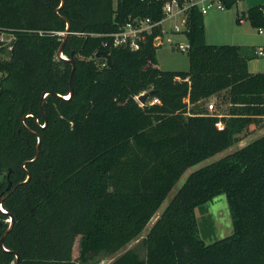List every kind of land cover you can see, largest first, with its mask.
<instances>
[{
  "label": "trees",
  "instance_id": "1",
  "mask_svg": "<svg viewBox=\"0 0 264 264\" xmlns=\"http://www.w3.org/2000/svg\"><path fill=\"white\" fill-rule=\"evenodd\" d=\"M219 1L226 9L238 3ZM61 3L0 0V30L16 36L9 60H0V197L14 219L7 251L0 245V264H18L15 253L20 264H97L115 257L142 236L189 168L264 125V73L248 69L258 48L209 45L197 6L188 13L186 72L158 67L153 41L161 27L135 52L104 49L107 37L69 34L63 54L76 62L69 97L73 66L58 59L63 37L52 33L66 32L68 23L70 33L100 35L134 19L158 23L163 3ZM238 17V24L246 18L264 30V5ZM103 52L110 64L96 57ZM151 91L149 101L161 104L141 107L136 96ZM222 93L228 114L203 110ZM221 195L233 233L207 245L196 210ZM5 219L0 213V241L9 228ZM141 247L145 258L132 249L110 264H264V136L192 173Z\"/></svg>",
  "mask_w": 264,
  "mask_h": 264
},
{
  "label": "rangeland",
  "instance_id": "2",
  "mask_svg": "<svg viewBox=\"0 0 264 264\" xmlns=\"http://www.w3.org/2000/svg\"><path fill=\"white\" fill-rule=\"evenodd\" d=\"M206 3V2H205ZM204 3V4H205ZM260 5H264V0H238V3L231 9H224L226 11H234L237 10L239 13L242 14V11L247 12L249 9L253 7H257ZM216 10V9H213ZM212 10V11H213ZM240 14V15H241ZM239 15V16H240ZM239 17L237 16L235 19V24L238 25L237 19ZM243 20H246L243 19ZM175 23H180V20H177L176 22H169L166 21L163 24V27L166 30H169L170 27H172ZM250 26L251 31L253 32V36L256 40L264 39V34H260L257 29ZM178 37H172L173 44L172 45H166L162 48H159L157 50V60H158V67L165 72H186L189 70V56L188 52L182 53L178 50L177 45L179 43H186V37L183 34L177 35ZM264 48V47H263ZM259 49V48H258ZM5 55V52L3 53ZM1 54L0 57L3 56ZM258 61H255L254 64L257 66H263L264 67V58L257 59ZM258 62V63H257ZM224 93L220 94L219 97L211 98L206 103L202 105L203 110L211 103L215 104V111L214 114H220V115H226L228 114L229 105L224 101L225 98ZM204 106V107H203ZM206 110V109H205ZM264 136V125L262 127H251L250 130L243 134L240 137V143L236 144L234 147L229 148L209 159H206L202 161L201 163L189 168L184 175L181 177V179L176 183L175 187L169 194V196L164 201L163 205L161 206L160 210L156 214V217L154 218V221L164 212V210L167 208V206L170 204V202L173 200L177 192L181 189V187L185 184L188 177L200 170L203 169L221 159L224 157L236 152L240 148L250 144L254 140L263 137ZM196 216L198 220V226H199V233L201 239L207 244H213L219 240H222L233 233V222L232 217L229 210L228 200L226 195H221L219 197H216L213 201L209 202L208 204L198 208L196 210ZM153 220L150 222V224L146 227L144 234H147L152 225ZM78 250H79V239L76 241L75 247H74V256L78 257ZM108 261L106 257L101 258V260L97 264H102V262Z\"/></svg>",
  "mask_w": 264,
  "mask_h": 264
},
{
  "label": "built area",
  "instance_id": "3",
  "mask_svg": "<svg viewBox=\"0 0 264 264\" xmlns=\"http://www.w3.org/2000/svg\"><path fill=\"white\" fill-rule=\"evenodd\" d=\"M163 3L162 11H163V19L158 23H153L151 19H134L128 21L124 26H122L118 32L112 34H88L84 32L78 33H70L80 37H107L109 38L108 41L103 43L104 49H116V48H127L133 52L138 51L140 49L141 43L144 42L147 36H151L154 34V31L161 27V34L155 37L153 41L154 47L157 49L162 48L164 46L172 45L173 42V35H185L187 30V20H188V13L193 6L199 7L202 14L205 16L208 12L213 9L217 10H224V6L219 0H206L205 2H197L195 0H160ZM205 3V4H204ZM180 20V23H175L169 30H166L163 27V24L166 21L169 22H176ZM242 21V20H241ZM260 34H264V30H258ZM40 35H44L43 32H39ZM56 34L59 37H64L66 32L60 33H52ZM16 41V36L10 32L0 30V56L5 52V55L0 57V60H9V52H11L14 48V43ZM177 48L182 53L189 52L191 46L188 41L186 43H179ZM257 57L264 58V48H259L257 50ZM61 60L68 61L69 58L64 54L61 55ZM105 64H102L101 67H105ZM185 81H188L186 79ZM146 94L143 92L136 96V100L141 107H145L147 105H160L161 101L158 98H154L152 101H147L143 104L140 101L141 96ZM207 112L210 114H214L216 109L215 104L211 103L207 107ZM219 130L224 129V125L222 122H219L217 125ZM2 211L5 214L8 212L2 206ZM7 219H5V223H11V218L6 215ZM104 264V262H102Z\"/></svg>",
  "mask_w": 264,
  "mask_h": 264
},
{
  "label": "crops",
  "instance_id": "4",
  "mask_svg": "<svg viewBox=\"0 0 264 264\" xmlns=\"http://www.w3.org/2000/svg\"><path fill=\"white\" fill-rule=\"evenodd\" d=\"M197 2H205L206 0H195ZM245 13L242 11V14ZM241 13L237 10L226 11V10H211L204 16L205 30H206V42L209 45H236V46H251L256 48L264 47V39L259 41L253 36V32L250 29V23L247 20H242L238 25L235 24V19ZM173 37H178L173 35ZM187 41V39H186ZM255 61H250L248 64V69L250 73L258 74L264 73L263 66H257ZM258 63V62H257ZM157 220V219H156ZM155 220V221H156ZM154 219L153 222L155 223ZM153 223V224H154ZM148 234V233H147ZM147 234H142V236L128 245L115 257L106 258L108 261H104V264H110L114 259L123 255L129 250H136L142 258H145V250L141 247V241L147 236Z\"/></svg>",
  "mask_w": 264,
  "mask_h": 264
},
{
  "label": "water",
  "instance_id": "5",
  "mask_svg": "<svg viewBox=\"0 0 264 264\" xmlns=\"http://www.w3.org/2000/svg\"><path fill=\"white\" fill-rule=\"evenodd\" d=\"M64 3H65V0H62L61 7L64 5ZM69 34H70V24L68 23V24H67L66 34H65V36L63 37L62 44H61V46H60V48H59V50H58V59H61V55L63 54L64 46H65V43H66V41H67V39H68ZM96 57H97V58H101V57H102V58H105V59L108 61V64L111 63V58H110L108 52H103V53H101V54H98ZM68 61H70L71 64H72V66H73L72 73H71V76H70L71 93H70V96H69V97H72V96H73V92H74L73 80H72V79H73V74H74L75 69H76V62H75V59H74V55H72L71 59H69ZM47 95H48V94H44L43 99H42V101H41V110H42V111H43V103H44V99L47 97ZM152 95H153V92H152V91H151V92H148V93L144 94L143 96H141L140 101H141L143 104H145V103L150 99V97H151ZM57 97L62 98V99H66V100L69 99V97H68V98H67V97H62V96H60V95H57ZM39 143H41V138H40V137H39ZM38 156H39V150L37 151V156H36L35 159H37ZM25 166H26V165H24V167H25ZM10 174H11V172L8 174V178H10ZM29 178H30V176H28L27 180H29ZM11 187H12V183L10 182V183H9V186H8V188H7V191H10ZM12 191H13V190H12ZM10 193H11V192H10ZM8 195H10V194H8ZM5 199H6V197H0V213L3 214V215H5V216L8 215V216L11 218V223H10V225H9V228H8L7 232L5 233V235L2 237V239H1V241H0V245H1V247H2V249H3L4 251H7L6 248L4 247V240H5L6 236H7V235L12 231V229H13V226H14V219H13L12 216H10L9 214H5V213H3V211H2V206H3V202H4ZM15 255H16V259H17L18 264H20V258H19V255L16 254V253H15Z\"/></svg>",
  "mask_w": 264,
  "mask_h": 264
},
{
  "label": "bare ground",
  "instance_id": "6",
  "mask_svg": "<svg viewBox=\"0 0 264 264\" xmlns=\"http://www.w3.org/2000/svg\"><path fill=\"white\" fill-rule=\"evenodd\" d=\"M68 98V97H67Z\"/></svg>",
  "mask_w": 264,
  "mask_h": 264
}]
</instances>
